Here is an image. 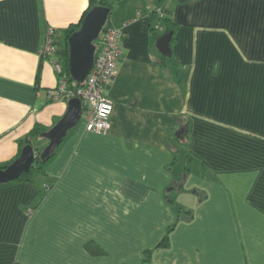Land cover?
<instances>
[{
    "label": "crops",
    "instance_id": "0c3cea01",
    "mask_svg": "<svg viewBox=\"0 0 264 264\" xmlns=\"http://www.w3.org/2000/svg\"><path fill=\"white\" fill-rule=\"evenodd\" d=\"M96 6L94 59L125 31L110 128L79 121L33 181L0 183V264H264V0H166L170 55L159 0H0V166L67 111L48 27L63 48Z\"/></svg>",
    "mask_w": 264,
    "mask_h": 264
},
{
    "label": "built area",
    "instance_id": "2783aa9c",
    "mask_svg": "<svg viewBox=\"0 0 264 264\" xmlns=\"http://www.w3.org/2000/svg\"><path fill=\"white\" fill-rule=\"evenodd\" d=\"M56 31L48 27L41 53L53 58L52 62L58 73L59 84L51 91L55 100H66L78 97L83 104L86 130L89 132L105 133L110 128V117L113 111V101L107 95L117 70L118 61L122 54L121 39L125 35L123 29L106 26L103 31V42L100 51L94 59L93 66L84 83L79 87H71L64 74L63 62L54 58L57 54L55 38ZM35 156L38 154L35 150Z\"/></svg>",
    "mask_w": 264,
    "mask_h": 264
},
{
    "label": "water",
    "instance_id": "95a60500",
    "mask_svg": "<svg viewBox=\"0 0 264 264\" xmlns=\"http://www.w3.org/2000/svg\"><path fill=\"white\" fill-rule=\"evenodd\" d=\"M109 13V8L104 6L94 7L85 17L80 31L73 33L69 43V70L78 83H82L90 72L94 63L95 46L91 41L96 38ZM172 31L166 32L157 40V48L164 55H170V40ZM82 51L87 54L84 65L76 63V56ZM81 68V71H80ZM83 104L80 98L74 97L68 100L67 111L64 116L49 130L42 133V137L48 140L47 146L40 154L42 161L47 160L60 145L68 132L81 120ZM35 149L31 143L24 145L19 156L6 167H0V183H8L19 178L23 173L29 172L35 161Z\"/></svg>",
    "mask_w": 264,
    "mask_h": 264
},
{
    "label": "trees",
    "instance_id": "16d2710c",
    "mask_svg": "<svg viewBox=\"0 0 264 264\" xmlns=\"http://www.w3.org/2000/svg\"><path fill=\"white\" fill-rule=\"evenodd\" d=\"M165 2H166V0H159L160 6L151 13V18H152V20H155L156 18H160V20L163 21L165 23V25H166V32L172 31V40H173L174 39V35L177 32L178 25H177V23L175 21L171 20L168 17V11L164 7V3ZM78 26H79V23L72 25L71 28L68 29L67 38L70 36L71 33H73L76 30V28ZM56 44H57V47H58L59 46L58 43H56ZM57 54H59V59H61L62 62H63L64 74L67 76L69 85L71 87H79V86H81V85H78V84H75V86L71 85L72 82H73V79H72V77L70 75L69 65H68V59H69V46H68V42H66V44L64 45L63 48H59L58 47ZM45 131H47V129L45 127H43L40 124H36L33 127V129H31L29 131V133L27 134V136L25 137V139L23 141H21L20 146L22 147L23 145L28 144V143H31L34 146V143L37 140H43V141L46 140L45 138H43L41 136L42 133L45 132ZM177 139H181V138L180 137H177ZM46 146H47V144L45 146H43V147L38 146V145L35 144L34 149L37 151L38 154L35 156V161H34L32 167H31L30 171L29 172H26V173H23L15 181H33L34 180V176L36 174H41V173L44 172L45 168L53 160V158H54V156L56 154L57 148H58V147L56 148V150L54 151V153L47 160L42 161L40 159V154L42 153V151L44 150V148ZM20 152H21V150H20ZM20 152L18 153V156H19ZM8 164H10V163H7V164H5L3 166H0V167H6ZM172 230H173V227L170 228V232ZM169 243H170V236L168 234L160 242L159 246L160 247H167V246H169ZM88 247L91 250H93L94 252H96V253H100L102 251L98 247H97V249H93L94 247L92 246L91 243H88Z\"/></svg>",
    "mask_w": 264,
    "mask_h": 264
},
{
    "label": "rangeland",
    "instance_id": "374dc122",
    "mask_svg": "<svg viewBox=\"0 0 264 264\" xmlns=\"http://www.w3.org/2000/svg\"><path fill=\"white\" fill-rule=\"evenodd\" d=\"M81 122L84 121V117L81 118L80 120ZM46 141V140H45ZM180 160H182V158H180ZM178 167H180V163L179 165L176 166V168L178 169ZM36 181L38 182V185H41L42 184V176L38 175L36 177ZM178 205H179V202L177 201Z\"/></svg>",
    "mask_w": 264,
    "mask_h": 264
}]
</instances>
